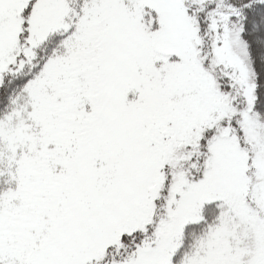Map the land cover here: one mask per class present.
Wrapping results in <instances>:
<instances>
[{
  "label": "snow or ice",
  "instance_id": "snow-or-ice-1",
  "mask_svg": "<svg viewBox=\"0 0 264 264\" xmlns=\"http://www.w3.org/2000/svg\"><path fill=\"white\" fill-rule=\"evenodd\" d=\"M0 264H264V0H0Z\"/></svg>",
  "mask_w": 264,
  "mask_h": 264
}]
</instances>
